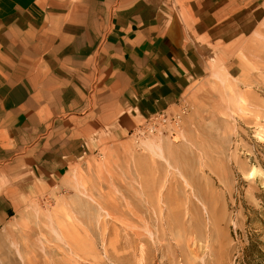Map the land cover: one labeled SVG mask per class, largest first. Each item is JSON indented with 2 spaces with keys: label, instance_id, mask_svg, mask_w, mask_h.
I'll list each match as a JSON object with an SVG mask.
<instances>
[{
  "label": "crops",
  "instance_id": "obj_1",
  "mask_svg": "<svg viewBox=\"0 0 264 264\" xmlns=\"http://www.w3.org/2000/svg\"><path fill=\"white\" fill-rule=\"evenodd\" d=\"M242 3L0 0V231L216 72L234 76Z\"/></svg>",
  "mask_w": 264,
  "mask_h": 264
},
{
  "label": "rangeland",
  "instance_id": "obj_2",
  "mask_svg": "<svg viewBox=\"0 0 264 264\" xmlns=\"http://www.w3.org/2000/svg\"><path fill=\"white\" fill-rule=\"evenodd\" d=\"M242 2L239 7L250 8L251 14L248 20L247 14L237 11V17L248 20H237V26L246 24L249 32L246 42L238 44L236 74L218 71L212 80L198 85L177 109L176 113L186 109L178 129H140L133 133L138 139L131 134L109 144L71 171L51 195L31 202L0 231V251L9 254L14 251L12 240L23 246L29 237L36 248H41L40 239L45 242L46 254L55 251L58 244L50 235L47 218L53 214L72 222L81 237L84 231L90 234L105 260L98 264H264V0ZM175 132L182 134L177 143L172 142ZM142 139L164 144L174 168L160 159L152 165ZM177 167L185 170L184 178L204 205L190 197ZM136 170V179L144 181L147 193L159 189L163 197L167 195L162 206L170 216L183 211L179 224L171 217L163 223L155 215L150 217L130 189ZM106 194L120 198L115 211L141 208L148 228L127 215L131 227L110 222L117 234L109 228L103 238L98 226L91 230L90 224L96 222L83 212L91 198L101 200ZM173 197L183 199L185 205ZM146 228L156 234L149 236ZM131 229L136 234L130 235ZM113 239L120 240L118 261L110 254ZM85 260L75 261L96 264Z\"/></svg>",
  "mask_w": 264,
  "mask_h": 264
},
{
  "label": "bare ground",
  "instance_id": "obj_3",
  "mask_svg": "<svg viewBox=\"0 0 264 264\" xmlns=\"http://www.w3.org/2000/svg\"><path fill=\"white\" fill-rule=\"evenodd\" d=\"M229 86V83L227 84ZM183 103L178 107L177 109L182 108ZM179 110H176L174 112L169 111H162L167 112L171 115H176L180 113H176ZM159 112V113H162ZM156 113V114H159ZM154 114V115H156ZM153 116V115H152ZM151 116V117H152ZM178 116V115H176ZM183 116V115H182ZM149 120V119H148ZM147 120V122H148ZM143 124L138 129H136L133 133L137 132L138 130L142 129L146 131V125ZM182 122V118H181ZM181 123L180 121L174 124L172 129H178L180 127ZM165 127L162 123L156 124V129L161 131ZM171 129V130H172ZM132 133V134H133ZM172 133V142L177 143L178 139L182 137V134H176ZM136 139V134H133ZM141 137H143V134L141 133ZM143 140V139H142ZM143 148L148 153L152 165H155L158 163V159L164 161L168 167H172L170 164V161L165 156V146L162 143L154 142L149 139L143 140ZM141 143V144H142ZM136 164V163H135ZM137 165V164H136ZM154 167H150V172L153 173ZM175 170H177V174L180 176V178L183 179V184L186 188H189L191 190L192 195L190 197L195 198V200L201 204H203L202 199L198 196V194L193 190L191 184L184 178L185 170L183 168L177 167ZM137 176V170L135 172V178H133L132 181H134L130 189L134 191V194L138 201L143 204L144 208L149 211L150 217L152 215H155L160 223L166 222L169 217H171L174 220V223L179 224L182 218L183 211L179 210L177 213H174L170 216V211H166L167 209H164L162 204L163 201H167V195L163 197V192L158 190H153L152 194L147 193L146 187L144 185V181L141 179H136ZM164 187V184L160 185V188ZM117 193H120L119 190H116ZM175 201H179L185 205L183 199L178 197H173ZM82 199V198H81ZM101 200H97L94 198H91V202L93 204L88 203L89 208H87L83 215L87 216L91 220H95L96 225L91 223L90 228L91 230H95V227L101 231L100 236L104 238L106 230L109 228L112 229V232L114 234H117V230L110 225V222L113 223H125V227H131L132 219L128 218L127 215L132 216L133 218L139 219L142 223V227H144V219L142 217L143 210L141 208H137L136 210L130 209V210H123V211H115L119 205H120V198L117 197L115 194H106L100 196ZM83 200V199H82ZM95 204V205H94ZM96 207H94V206ZM204 205V204H203ZM165 215H167L165 217ZM48 218V225H49V232L51 237L57 242V248L55 251L45 253V242H42L41 239L39 241L41 248H36L35 244L30 242L29 239H32V237L28 238V242L24 243L25 245L22 246V243L18 244L17 242L13 241L14 251H9V254L7 252L0 251V264H80L77 263L75 260L86 261L85 259H92L95 261L96 264L99 262L104 263L105 260L101 259V254L99 253L97 246L95 244V241L89 238V233L84 231L83 237H81L80 231L75 229V226L72 222L68 224V222L65 221V219H62L61 217H57L53 214H47ZM127 221V222H125ZM145 227L148 228V225H145ZM145 229L146 233L149 236H153L154 232H152L150 229ZM130 235L136 234L135 229H131ZM165 231H162V235L165 236ZM131 243L133 242L132 239L130 240ZM118 242L120 240L113 239L112 243L114 244L113 250L110 252L111 257L114 256V258L118 259ZM21 245V246H20ZM130 242L127 241V246H130ZM44 252V254H40L38 250ZM105 256L107 257L108 254L106 253ZM118 261V260H117Z\"/></svg>",
  "mask_w": 264,
  "mask_h": 264
},
{
  "label": "built area",
  "instance_id": "obj_4",
  "mask_svg": "<svg viewBox=\"0 0 264 264\" xmlns=\"http://www.w3.org/2000/svg\"><path fill=\"white\" fill-rule=\"evenodd\" d=\"M186 109L184 108L180 114H176V115H171L167 112H162L156 115H153L152 117L149 118L147 125H146V130L149 132H156V124L157 123H162L164 124L166 127L168 126H174V124H176L177 122L180 121L181 123V118L182 115L185 113Z\"/></svg>",
  "mask_w": 264,
  "mask_h": 264
}]
</instances>
